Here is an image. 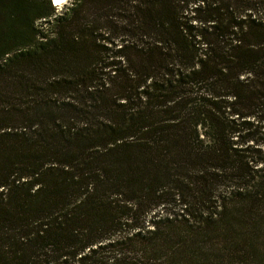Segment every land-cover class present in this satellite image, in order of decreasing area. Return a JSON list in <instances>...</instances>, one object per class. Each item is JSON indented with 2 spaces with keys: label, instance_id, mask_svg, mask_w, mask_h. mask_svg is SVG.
<instances>
[{
  "label": "trees",
  "instance_id": "1",
  "mask_svg": "<svg viewBox=\"0 0 264 264\" xmlns=\"http://www.w3.org/2000/svg\"><path fill=\"white\" fill-rule=\"evenodd\" d=\"M0 264H264V0H0Z\"/></svg>",
  "mask_w": 264,
  "mask_h": 264
},
{
  "label": "bare ground",
  "instance_id": "2",
  "mask_svg": "<svg viewBox=\"0 0 264 264\" xmlns=\"http://www.w3.org/2000/svg\"><path fill=\"white\" fill-rule=\"evenodd\" d=\"M65 0H52L54 6H60Z\"/></svg>",
  "mask_w": 264,
  "mask_h": 264
},
{
  "label": "rangeland",
  "instance_id": "3",
  "mask_svg": "<svg viewBox=\"0 0 264 264\" xmlns=\"http://www.w3.org/2000/svg\"><path fill=\"white\" fill-rule=\"evenodd\" d=\"M70 0H65L60 6H56V10H60L62 8L63 5H65L66 3H68Z\"/></svg>",
  "mask_w": 264,
  "mask_h": 264
}]
</instances>
